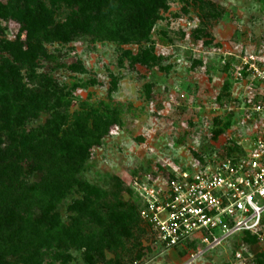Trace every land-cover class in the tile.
<instances>
[{
	"label": "rangeland",
	"instance_id": "374dc122",
	"mask_svg": "<svg viewBox=\"0 0 264 264\" xmlns=\"http://www.w3.org/2000/svg\"><path fill=\"white\" fill-rule=\"evenodd\" d=\"M42 1L50 14L47 27L29 41L33 60H15L18 50H29L28 43L8 48L18 25L1 23L0 65L5 71L15 67L12 85L24 89L27 98L36 96L38 103L36 108L23 99L30 114L17 121L16 105L9 124L16 138L46 141L50 129L56 137L78 135L92 143L75 177L96 187L101 202L122 199L137 213L130 223L132 236L120 235L118 245L103 248L108 264H259L264 221L250 234L252 243L238 234L203 254H197L198 240L174 249L140 217L133 182L162 183L175 170L194 169L214 155L239 150L256 135L252 107L260 103L261 90L242 59L251 53L264 56V0H157L152 19L137 33L126 25L130 6L117 0L106 3L101 13L90 10L94 19L85 30L77 26L84 18L83 3L50 7ZM11 3L16 7L23 1ZM98 119L112 120L105 132H80L78 125L91 129ZM2 121L0 149L10 138ZM32 159L20 162L28 184L40 176L30 170ZM53 160L59 166L56 155ZM5 194V199L19 197ZM76 197L73 190L57 204L61 223H77L83 235L104 230L107 209L97 212L99 224L91 206L80 215L68 209ZM50 238L41 264H89L84 248Z\"/></svg>",
	"mask_w": 264,
	"mask_h": 264
},
{
	"label": "trees",
	"instance_id": "16d2710c",
	"mask_svg": "<svg viewBox=\"0 0 264 264\" xmlns=\"http://www.w3.org/2000/svg\"><path fill=\"white\" fill-rule=\"evenodd\" d=\"M11 1L0 0V28L3 21L11 20L18 25L15 40L8 43L7 47L13 48L26 41L29 50H18L15 60L20 58L33 60L35 53L29 41L38 31L47 27L50 8L42 0H21L23 4L16 7L12 6ZM47 1L50 7L60 3L67 5L83 3L84 18L77 26L85 30L94 19V15H90L89 11L101 13L104 5L111 0ZM117 1L130 6L126 25L133 33L147 26L156 12V2H158L157 0ZM4 66V63L0 65V118L4 119L1 127L10 138L8 147L0 149V264H41L42 256L51 247L50 237V240L68 241L76 248H84V257L89 264H95V261L108 264L110 261L105 259L103 248L111 249L113 245H118L120 235L126 238L132 236L130 223L137 215L134 205L122 199L101 202V192L96 187L75 177L91 142L84 141L78 135L56 137L55 132L50 129H46V141L31 138L30 135L14 137V131L9 124L13 107L19 106L15 112V119L23 122L31 112L23 99L30 103L35 101L36 96L27 98L24 96V89L12 85L11 77L16 75L15 67L9 66V70L5 71ZM33 104L38 107L37 102ZM64 118L65 115L62 114L60 119ZM110 123H112L111 119H98L93 122L91 129L83 125L78 127L80 132L86 131L87 134H92L94 130L98 132L100 129L103 133ZM100 135H96V139ZM55 155L59 166H56L53 160ZM28 156L34 160L30 167L31 172L32 170L40 172L39 180L32 184L25 182V174L22 173L20 165L22 158ZM73 190L77 197L72 199L68 209L77 210L80 215L84 209L91 206L95 210L93 218L95 217V221L99 224H102V220L97 212L103 208L107 209L109 225L101 228L104 230L96 235H83L77 223H71L69 226L61 223L60 214L55 208ZM7 191L17 193L19 197L5 199ZM250 234L249 232L242 234L245 242H255V237ZM173 248L178 249V247ZM7 256H12V259L8 260ZM259 256L257 262L264 264V255Z\"/></svg>",
	"mask_w": 264,
	"mask_h": 264
},
{
	"label": "built area",
	"instance_id": "2783aa9c",
	"mask_svg": "<svg viewBox=\"0 0 264 264\" xmlns=\"http://www.w3.org/2000/svg\"><path fill=\"white\" fill-rule=\"evenodd\" d=\"M242 64L261 90L260 103L252 107L256 135L239 150L175 170L162 183L133 182L140 217L168 247L198 240L197 254H203L238 234L255 233L264 221V56L251 53Z\"/></svg>",
	"mask_w": 264,
	"mask_h": 264
}]
</instances>
